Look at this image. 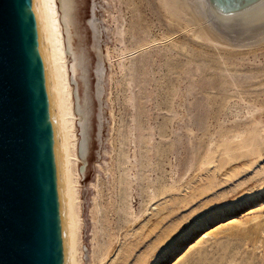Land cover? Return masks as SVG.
<instances>
[{"label":"rangeland","instance_id":"rangeland-1","mask_svg":"<svg viewBox=\"0 0 264 264\" xmlns=\"http://www.w3.org/2000/svg\"><path fill=\"white\" fill-rule=\"evenodd\" d=\"M94 2L111 60L83 264H264V43L201 40L163 0Z\"/></svg>","mask_w":264,"mask_h":264},{"label":"water","instance_id":"water-1","mask_svg":"<svg viewBox=\"0 0 264 264\" xmlns=\"http://www.w3.org/2000/svg\"><path fill=\"white\" fill-rule=\"evenodd\" d=\"M232 46L264 43V0H192ZM0 264H72L63 127L41 0H0Z\"/></svg>","mask_w":264,"mask_h":264},{"label":"bare ground","instance_id":"bare-ground-1","mask_svg":"<svg viewBox=\"0 0 264 264\" xmlns=\"http://www.w3.org/2000/svg\"><path fill=\"white\" fill-rule=\"evenodd\" d=\"M41 1L64 134L71 258L72 264H83L80 181L81 175L89 174L93 162L103 157V127L108 118L107 110L102 106L101 81L107 76L103 63L108 58L111 60V55L108 49L107 56V49L104 52L101 45L102 31L95 21L94 0L93 6L90 5L93 9L91 18L85 15L89 0ZM163 1L172 19L180 21L184 17L197 38L212 44H226L208 30L189 0ZM145 44L131 47L129 51ZM152 194L156 196L155 191ZM130 196L125 190L119 204L120 211L129 213ZM95 207L99 217L101 207L98 204ZM98 248L95 243L92 245L95 254Z\"/></svg>","mask_w":264,"mask_h":264}]
</instances>
